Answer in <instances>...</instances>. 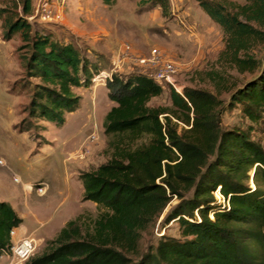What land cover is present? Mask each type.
I'll list each match as a JSON object with an SVG mask.
<instances>
[{
  "label": "trees",
  "instance_id": "1",
  "mask_svg": "<svg viewBox=\"0 0 264 264\" xmlns=\"http://www.w3.org/2000/svg\"><path fill=\"white\" fill-rule=\"evenodd\" d=\"M196 1L222 29L224 49L217 64L248 80L238 86L209 73L216 94L186 88L184 98L148 75H116L107 86L116 106L103 123L109 158L80 176L83 200L100 213L85 222L69 221L26 264H264V148L253 137V126L264 121V53L258 51L264 45V0ZM9 2L0 7L4 39L21 35L26 72L39 82L22 132L30 131L32 122L63 127L66 115L81 107L76 90L89 88L102 68L72 43L34 31L33 0ZM141 4L170 15V0ZM167 88L173 107L149 106ZM224 93L230 94L227 107ZM235 108L249 128H222L223 111ZM219 187L225 205L215 198ZM175 199L179 203L163 225L177 223L181 239L162 236L156 247L142 252L144 234ZM22 224L13 207L0 202V258Z\"/></svg>",
  "mask_w": 264,
  "mask_h": 264
},
{
  "label": "rangeland",
  "instance_id": "2",
  "mask_svg": "<svg viewBox=\"0 0 264 264\" xmlns=\"http://www.w3.org/2000/svg\"><path fill=\"white\" fill-rule=\"evenodd\" d=\"M10 3L0 0V7ZM33 3L35 16L29 22L34 31L52 34L55 41L64 44L72 43L102 70H109L112 61L128 46L136 57H150L153 49L165 53L177 63L176 82L183 91L190 88L216 94L209 73L218 72L238 86L249 78L217 64L224 49V35L196 0H170L168 17L163 16L160 7L157 14L156 8L142 5L141 0H118L117 6L112 7H107L103 0H33ZM57 5L64 9V20L45 19L43 7ZM4 34L0 23V202L9 203L24 221L28 234H33L25 238L36 241L34 257L46 250L48 241L55 239L69 221L80 217L85 222L99 215L96 204L83 200L80 176L107 162L109 138L103 123L116 104L109 98L108 84H93L76 90L82 97L81 107L66 115L63 127L32 122L33 128L22 132L28 125L24 123L28 118L25 109L39 82L26 72L27 50L22 48L25 43L21 35L6 41ZM258 51L264 53V45ZM133 74L150 71L126 62L115 76ZM221 99L227 107L230 94L224 93ZM149 106L172 108L171 90L165 89ZM250 125L240 108L222 113L223 129H247ZM253 127L254 139L264 148V121ZM178 203L175 199L156 226L144 234L142 252L156 247L162 236L181 239L177 223L163 225L167 213ZM19 228L12 243L24 239ZM11 262L6 255L0 258V264Z\"/></svg>",
  "mask_w": 264,
  "mask_h": 264
},
{
  "label": "built area",
  "instance_id": "3",
  "mask_svg": "<svg viewBox=\"0 0 264 264\" xmlns=\"http://www.w3.org/2000/svg\"><path fill=\"white\" fill-rule=\"evenodd\" d=\"M53 8H55L54 11L52 10ZM42 14L45 19L55 21H63L65 18L63 7L58 5L56 7L52 6V8L44 6ZM126 62H131L133 65L147 69V71H150V74L145 75H148L160 85L172 88L179 95L184 97L183 89L178 86L176 82V75L178 73L177 63L168 59L165 53L159 49H153L150 57H136L132 53L131 48L126 46L125 51L122 52L117 59L112 61L109 70H101L94 75L92 78V85L102 84L106 86L108 83L112 82L117 71H119L121 66ZM215 198L218 203L222 205L227 204L225 197L221 193L220 187L215 192ZM196 215L198 216V213H196ZM15 236H17L16 229L12 231L11 239ZM36 249L37 245L35 239L24 237V239L12 243L10 251L3 254L1 258L6 255L9 259L11 258V264H26L34 255Z\"/></svg>",
  "mask_w": 264,
  "mask_h": 264
},
{
  "label": "crops",
  "instance_id": "4",
  "mask_svg": "<svg viewBox=\"0 0 264 264\" xmlns=\"http://www.w3.org/2000/svg\"><path fill=\"white\" fill-rule=\"evenodd\" d=\"M103 3L105 4L104 0H103ZM117 4H118V0H111V3H110V4H108V5L105 4V5H106L107 7H112L113 5L117 6ZM154 12L158 14V8H156V9L154 10ZM19 233H20V236H21V237H26V236H31V235H33V234H28V231H27V229H26L25 226H24V221H23L22 226L19 228Z\"/></svg>",
  "mask_w": 264,
  "mask_h": 264
},
{
  "label": "water",
  "instance_id": "5",
  "mask_svg": "<svg viewBox=\"0 0 264 264\" xmlns=\"http://www.w3.org/2000/svg\"><path fill=\"white\" fill-rule=\"evenodd\" d=\"M253 175H254V173H253Z\"/></svg>",
  "mask_w": 264,
  "mask_h": 264
}]
</instances>
